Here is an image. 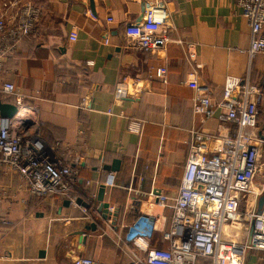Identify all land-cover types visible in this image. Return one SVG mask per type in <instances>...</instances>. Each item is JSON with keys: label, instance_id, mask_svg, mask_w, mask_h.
Segmentation results:
<instances>
[{"label": "crops", "instance_id": "obj_1", "mask_svg": "<svg viewBox=\"0 0 264 264\" xmlns=\"http://www.w3.org/2000/svg\"><path fill=\"white\" fill-rule=\"evenodd\" d=\"M155 1L20 0L32 2L39 18L0 66V80L13 83L22 99L0 92V102L18 106L24 140L70 166L74 182L70 197H36L18 171L0 166V264H72L77 256L123 264L116 235L140 216L152 231L150 246L167 248L162 231L171 209L156 196L174 195L198 155L191 132L226 135L233 128L220 123L226 109L217 106L227 77L262 89L264 54L251 55V27L235 0H166L170 41L153 53L133 47L126 29ZM14 15L7 10L8 22ZM202 96L212 100V117L194 112ZM254 102L264 164V93ZM134 121L139 132L129 128ZM253 186L259 207L264 166ZM99 193L108 219L97 212ZM245 264H264V251L249 252Z\"/></svg>", "mask_w": 264, "mask_h": 264}, {"label": "built area", "instance_id": "obj_2", "mask_svg": "<svg viewBox=\"0 0 264 264\" xmlns=\"http://www.w3.org/2000/svg\"><path fill=\"white\" fill-rule=\"evenodd\" d=\"M243 9L252 31L249 51L252 56L264 54V0H235ZM15 9L10 22L7 10ZM0 66L20 40L32 33L39 10L31 2L4 1L0 5ZM169 18L166 0H156L144 12L143 20L127 27L129 43L146 52H158L170 41L164 32ZM75 40V33L70 34ZM165 68L158 69L163 76ZM234 91L243 96L234 98ZM0 92L18 96L17 87L0 80ZM118 93L124 90L118 87ZM262 89L239 78H226L223 99L217 103L226 109L219 115L222 124L233 128L226 134L192 131L190 149L197 153L185 166L181 184L174 195L158 194L157 202L171 209L162 240L167 248L151 247L152 231L140 216L126 224L124 235H116L127 259L123 264H245L251 251H264V207L259 211L261 192L253 183L264 164L256 127L259 111L254 102ZM194 112L213 116L209 96L198 97ZM0 166L18 171L30 193L36 197H70L74 173L70 166L58 162L35 149L24 140L23 119L0 118ZM141 123L130 125L140 131ZM72 264H96L90 257L77 256Z\"/></svg>", "mask_w": 264, "mask_h": 264}, {"label": "water", "instance_id": "obj_3", "mask_svg": "<svg viewBox=\"0 0 264 264\" xmlns=\"http://www.w3.org/2000/svg\"><path fill=\"white\" fill-rule=\"evenodd\" d=\"M19 112V108L17 105L15 104H2L0 102V115L1 118H8L11 119L14 116H16ZM118 163V162H116ZM113 169H117L116 165H114ZM93 200V199H91ZM97 200H98V207H97V212L101 215V217H103L104 219H108L109 216L111 215L110 211H109V203L104 202L103 201V195L102 193H99V195L97 196ZM77 204L84 206L85 208L89 207V203L83 201L82 199H76ZM71 200H66L65 201V205H70ZM264 205V195H262L259 199V211L262 210ZM93 229H95V225L93 224ZM77 234H79L81 236L80 241L84 242L86 240V237L84 236V234H86V231L82 230V231H77Z\"/></svg>", "mask_w": 264, "mask_h": 264}, {"label": "bare ground", "instance_id": "obj_4", "mask_svg": "<svg viewBox=\"0 0 264 264\" xmlns=\"http://www.w3.org/2000/svg\"><path fill=\"white\" fill-rule=\"evenodd\" d=\"M27 115V114H26ZM25 114H21V119L25 118Z\"/></svg>", "mask_w": 264, "mask_h": 264}, {"label": "rangeland", "instance_id": "obj_5", "mask_svg": "<svg viewBox=\"0 0 264 264\" xmlns=\"http://www.w3.org/2000/svg\"><path fill=\"white\" fill-rule=\"evenodd\" d=\"M32 3V2H31ZM33 4V3H32Z\"/></svg>", "mask_w": 264, "mask_h": 264}]
</instances>
